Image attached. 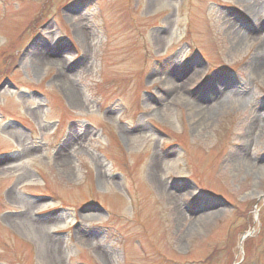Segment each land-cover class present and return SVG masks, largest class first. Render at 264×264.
Returning <instances> with one entry per match:
<instances>
[{
	"label": "rangeland",
	"instance_id": "374dc122",
	"mask_svg": "<svg viewBox=\"0 0 264 264\" xmlns=\"http://www.w3.org/2000/svg\"><path fill=\"white\" fill-rule=\"evenodd\" d=\"M263 43L264 0H0V264H264Z\"/></svg>",
	"mask_w": 264,
	"mask_h": 264
},
{
	"label": "bare ground",
	"instance_id": "6f19581e",
	"mask_svg": "<svg viewBox=\"0 0 264 264\" xmlns=\"http://www.w3.org/2000/svg\"><path fill=\"white\" fill-rule=\"evenodd\" d=\"M239 34H240V32H239ZM241 39H242V35H241ZM263 60H264V43L261 45L260 50L254 56L253 65H252V68L254 71H257V72L261 71V73L264 71V67L260 66L263 63ZM188 82H189V79L185 80L183 83L180 84V87L177 86L178 89L187 86ZM165 83L168 84V87L170 89L173 87L172 80H166ZM219 92H220V90H219ZM223 94H224L223 92L219 93V95L215 98V100L213 102H211L212 104L210 107H207V108H204V107L202 108L201 106L198 107L199 108L198 113H201L203 115V122L211 121L212 117L219 110H223L224 107L227 105V101H226V99H224ZM254 120H253V122H254ZM259 128L264 129V123H263V120H261V118H259V120L255 121V129H259Z\"/></svg>",
	"mask_w": 264,
	"mask_h": 264
},
{
	"label": "water",
	"instance_id": "95a60500",
	"mask_svg": "<svg viewBox=\"0 0 264 264\" xmlns=\"http://www.w3.org/2000/svg\"><path fill=\"white\" fill-rule=\"evenodd\" d=\"M245 237H243V239H244Z\"/></svg>",
	"mask_w": 264,
	"mask_h": 264
}]
</instances>
